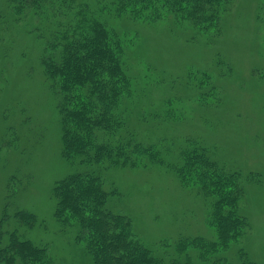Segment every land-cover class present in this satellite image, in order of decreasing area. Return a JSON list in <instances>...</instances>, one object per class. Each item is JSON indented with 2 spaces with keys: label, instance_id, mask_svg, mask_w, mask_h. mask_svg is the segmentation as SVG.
<instances>
[{
  "label": "rangeland",
  "instance_id": "374dc122",
  "mask_svg": "<svg viewBox=\"0 0 264 264\" xmlns=\"http://www.w3.org/2000/svg\"><path fill=\"white\" fill-rule=\"evenodd\" d=\"M81 1L127 42L133 95L121 110L128 130L156 145L167 164L179 163L195 142L223 168L239 172L247 231L217 257L241 264L243 250L264 264V0H235L221 15L219 34L174 19L118 18L109 0ZM13 27L0 24V77L8 76L0 80V247L16 232L47 247L55 264H93L77 231L64 230L54 216V185L86 168L62 156L60 97L40 65L38 35ZM93 170L104 179L107 209L129 217L136 237L162 264L176 259L181 240L216 239L208 201L183 187L172 170L150 162ZM19 211L34 214L35 224L19 222Z\"/></svg>",
  "mask_w": 264,
  "mask_h": 264
},
{
  "label": "trees",
  "instance_id": "16d2710c",
  "mask_svg": "<svg viewBox=\"0 0 264 264\" xmlns=\"http://www.w3.org/2000/svg\"><path fill=\"white\" fill-rule=\"evenodd\" d=\"M234 1L109 0L108 6L118 18L139 22L174 19L200 32L219 34L221 15ZM0 8V24L7 20V30L12 31L14 24L27 28L42 43L40 65L49 88L60 97L62 156L86 168L54 185V216L64 230L77 231L76 241L85 245L93 264H162L136 237L131 219L107 209L104 179L93 170L96 166L137 168L149 162L172 170L183 187L208 201V224L216 233L214 241L203 237L181 240L171 264H228L218 253L239 242L248 227L247 219L239 214L244 197L241 174L223 168L208 148L195 142L181 152L179 163L167 164L156 145L140 142L128 130L121 106L133 95L134 78L125 61L127 42L122 34L98 19V11L92 12L81 0H0ZM3 79L8 81V76ZM16 218L30 227L37 221L27 211H19ZM240 257L241 264H259L243 250ZM0 262L55 264L47 247L16 232L7 246L0 247Z\"/></svg>",
  "mask_w": 264,
  "mask_h": 264
}]
</instances>
